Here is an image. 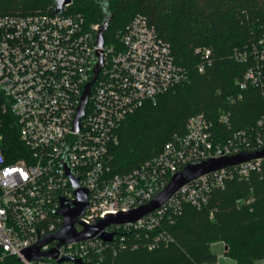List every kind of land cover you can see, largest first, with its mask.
Masks as SVG:
<instances>
[{
    "label": "built area",
    "instance_id": "2783aa9c",
    "mask_svg": "<svg viewBox=\"0 0 264 264\" xmlns=\"http://www.w3.org/2000/svg\"><path fill=\"white\" fill-rule=\"evenodd\" d=\"M69 6L59 15H0V111L14 118L26 152L23 158L8 161L0 124V264H76L75 260L102 264L107 252L167 246L171 238L165 226L183 205L205 207L212 192L228 180L246 179L264 164L259 158L199 176L139 220L110 225L91 239L63 244L56 259L30 262L25 252L61 229L60 201L73 207L78 189L87 192V208L74 224L80 233L107 216L128 214L148 204L187 164L264 149V116L219 142L211 123L199 114L188 119L184 136H174L130 173L111 175L110 149L118 143L120 125L184 83L187 74L144 15L132 17L117 35V44L104 42L98 48L99 25L86 26L80 15L65 13ZM97 51L102 53V66L92 82L100 62ZM194 53L201 56L202 72L211 64V50L195 48ZM233 55L236 62L250 64L238 81L239 89L257 88L264 96V38ZM89 83L83 115L75 121ZM241 98L238 94L229 104ZM219 121L226 123V115ZM67 171L77 180L76 187ZM102 234H112L111 241H103ZM56 244L42 245L39 251L47 252ZM60 259L67 260L58 263Z\"/></svg>",
    "mask_w": 264,
    "mask_h": 264
},
{
    "label": "trees",
    "instance_id": "16d2710c",
    "mask_svg": "<svg viewBox=\"0 0 264 264\" xmlns=\"http://www.w3.org/2000/svg\"><path fill=\"white\" fill-rule=\"evenodd\" d=\"M102 5L112 14L104 32L106 44H117L136 14L144 15L169 44L176 65L187 80L128 116L117 129L111 147V175H125L150 159L174 136L186 134L190 117L202 114L212 125L216 140L253 125L264 116V96L238 81L250 66L234 59V51L264 38L261 0H72L65 13L80 15L85 25H99ZM51 0H0V15L51 13ZM211 50V64L198 71L201 56L195 48ZM242 98L229 104L230 98ZM3 97L0 95V104ZM224 114L226 123L220 122ZM2 150L9 162L25 156L14 118L0 111ZM165 229L167 246L153 251L139 247L107 252L102 264H217L214 244L226 247L224 256L235 264H264V164L246 179L228 180L212 192L208 204L196 209L183 205Z\"/></svg>",
    "mask_w": 264,
    "mask_h": 264
},
{
    "label": "water",
    "instance_id": "95a60500",
    "mask_svg": "<svg viewBox=\"0 0 264 264\" xmlns=\"http://www.w3.org/2000/svg\"><path fill=\"white\" fill-rule=\"evenodd\" d=\"M53 2V15H59L62 13L63 9L72 3V0H51ZM102 20L98 26L95 34V44L98 48H101L105 42L104 32L107 30L110 21L112 20V14H110L106 7L102 5ZM97 56L100 62L97 64L94 77L92 82L97 77V74L102 66V53L97 51ZM91 82V83H92ZM89 83L85 87L83 97L81 100L80 107L78 109V114L75 121L82 117L83 109L86 105L87 98L89 96ZM259 158H264V149L258 152L252 153H240L231 157L218 158V159H208L204 161H197L187 164L180 172L173 175L164 188L162 192L156 195L148 204L131 211L128 214H118L116 216H107L105 219L98 221L91 227H85L80 233H77L74 229V224L77 222L79 217L84 213L87 208V192L84 190L75 191V201L73 202V207L69 206L64 200L60 201V208L58 214L63 218L61 229L54 235L45 237L41 239L36 245L31 247L25 252L26 258L32 262L36 263L43 258H53L57 257V248L63 244L69 242L83 241L86 239H91L95 237L101 230L109 227L110 225L124 224L129 222H135L141 217L157 210L162 204H164L180 187L185 185L191 180L198 178L199 176L208 174L210 172L217 171L219 169L234 166L240 163H244L250 160H255ZM70 178L71 185L76 187L77 180L74 179L71 174L66 172ZM101 239L105 242H110L112 239V234H102ZM52 241H57L56 247L50 249L47 252H40L39 249L42 245L48 244ZM67 259H60L58 263L64 262ZM76 264H80V261L75 260Z\"/></svg>",
    "mask_w": 264,
    "mask_h": 264
},
{
    "label": "rangeland",
    "instance_id": "374dc122",
    "mask_svg": "<svg viewBox=\"0 0 264 264\" xmlns=\"http://www.w3.org/2000/svg\"><path fill=\"white\" fill-rule=\"evenodd\" d=\"M211 249L217 255L219 264H235L233 261L224 256V251L226 250V247H224L223 244L218 243L212 246Z\"/></svg>",
    "mask_w": 264,
    "mask_h": 264
},
{
    "label": "crops",
    "instance_id": "0c3cea01",
    "mask_svg": "<svg viewBox=\"0 0 264 264\" xmlns=\"http://www.w3.org/2000/svg\"><path fill=\"white\" fill-rule=\"evenodd\" d=\"M218 244V243H217ZM214 245H216V244H214ZM214 245H212V246H214ZM212 250V249H211Z\"/></svg>",
    "mask_w": 264,
    "mask_h": 264
}]
</instances>
